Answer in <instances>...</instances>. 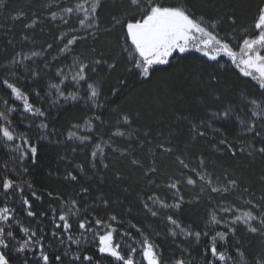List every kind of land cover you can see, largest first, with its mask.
<instances>
[{
    "label": "snow or ice",
    "instance_id": "6c2138e0",
    "mask_svg": "<svg viewBox=\"0 0 264 264\" xmlns=\"http://www.w3.org/2000/svg\"><path fill=\"white\" fill-rule=\"evenodd\" d=\"M53 3L56 10L50 12L48 19L58 21L56 27L62 29L54 37L55 43L47 42L38 50L15 51L10 57L4 49L6 63H0V150L11 162L0 164V264H103L105 260L109 264H164L160 245L150 239L139 221L134 222L130 207L125 209L127 215H101L98 209L107 212L111 206L105 196L86 202L91 191L89 182L98 166L109 168L106 162L109 152L129 157L135 143L143 146L151 141L150 132L142 133L134 126L137 120L131 113L123 112L119 106L112 107L109 100L126 88L128 81L121 79L119 87L107 93L104 90L100 74L115 71L117 61L105 56L102 50L96 56H88L79 52L78 47L98 43L101 34L118 30L122 37L120 54L129 65L127 71L141 82L148 81L157 66L168 65L177 55L195 51L213 62L227 57L243 76L256 82L259 94L245 98L243 112L230 104L210 112L207 105H200L206 112L205 118H183L188 120L189 136L192 141L210 139L214 151L220 155L227 152L233 158L241 155L264 159V0L257 5L250 28L242 32L234 28L224 36L218 31L219 18L197 14L190 0H126L123 13L112 14L110 25L100 15L104 0H53ZM6 7L7 0H0V8ZM25 15L21 10L11 19L20 20ZM229 19L236 24L234 16ZM40 22L39 17H34L24 26L34 29ZM22 39L36 43L28 35ZM8 44L13 41L9 39ZM37 61L42 68L33 67ZM212 103L223 105V96L213 95ZM66 104L82 105L89 115L82 123L72 124L60 140L56 137L61 133L50 127V118L53 107ZM105 113H111L114 121L106 118ZM228 123L240 127L235 140H229L221 127L215 126ZM97 125L109 128L107 139L94 135ZM81 130L88 134H81ZM216 136L220 138L217 140ZM117 138L126 141L127 147L121 149ZM40 141L57 145L71 141L83 149L90 148L86 163L92 175L85 171V163L75 165L74 171L64 177L75 182L74 194L65 197L48 191V210L37 213L32 201L42 202L44 197L26 176L29 165L37 163ZM149 151L153 158L147 167L138 158L131 163L144 171L153 188L166 189L170 199L157 192L146 194L140 202L146 216L163 220L167 235L174 241L182 237L184 241L199 243L207 238L206 264H264V249L248 254L237 240L241 229L264 239V192L257 196L250 187L241 188L238 177L227 172L219 175L210 172L203 156L193 166L186 155L177 154L171 141L158 143ZM158 151L174 156L178 165V172L169 175L162 184L152 179L160 171ZM116 178L123 179L121 175ZM259 182L264 185V176ZM184 188L195 190L208 201L207 219L201 230L183 225L178 218L183 206L193 202L185 200ZM229 196L239 203L227 200ZM22 217L29 218L30 223L25 225ZM37 219L41 223L32 227ZM45 220L52 225L47 232ZM48 236L51 240L45 243ZM90 243L95 244L93 254H87ZM233 243L235 250L230 252ZM176 248L178 255L167 264H191L188 249L180 244Z\"/></svg>",
    "mask_w": 264,
    "mask_h": 264
},
{
    "label": "trees",
    "instance_id": "16d2710c",
    "mask_svg": "<svg viewBox=\"0 0 264 264\" xmlns=\"http://www.w3.org/2000/svg\"><path fill=\"white\" fill-rule=\"evenodd\" d=\"M104 3L105 7L100 15L105 24L110 25L112 14H122V6L126 2L107 0ZM190 3L195 4L197 14L202 13L206 17L219 18L222 29L228 34L234 28L237 32H242L244 28H250L254 24L257 5L260 0H190ZM54 6L53 0H7V7L0 8V63H6L4 49H7L9 57L22 45H28L31 49L32 44L22 39L25 35L36 41L34 45L38 48L40 45L54 40L58 31L48 26V23L51 22L47 17ZM21 10L26 15L20 20L13 21L11 17L17 15ZM233 16L236 20L235 25L229 19ZM34 17H39L42 23L48 19L47 25L39 23L37 29H26L25 22H30V19ZM9 39L13 41L12 45L8 44ZM120 43H122L121 34L118 30H114L110 34H101L98 43L81 44L78 49L88 56H96L101 50L104 51L105 56H112L120 48ZM92 48L97 51L92 52ZM220 61H228L229 64L233 65L227 57L221 58ZM39 66L43 67L42 64ZM33 67L36 66L33 65ZM128 67L126 62L117 61L115 71L103 72L102 74L107 77L104 90L107 93L111 89L119 87L121 79L128 81L127 87L123 88L117 95L110 96L109 100L112 107L119 106L123 112L131 113L133 118L137 120V124L134 126L139 127L142 133L150 132L148 139L151 144L141 146L139 143H135L131 149L132 156L129 157L109 152L106 161L109 168L104 169L102 165L98 166L96 175L89 182L91 191L86 202L89 198L99 195L105 196L111 202V206L107 212L102 208L98 209L101 215H127L125 209L130 207L134 222H141L140 225L144 228L145 224H143L139 201L153 188L149 187V178L144 171L134 166L131 160L138 158L147 167L153 158L149 149L158 143H167L168 141H171V144L177 148L178 153H217L214 151L210 139L191 140L188 133V120L183 118L187 117L189 120L205 118L206 112L200 107L202 104L207 105L209 112L229 104L243 112L241 98L253 96L257 91L255 87L258 85L249 77L243 76L234 66H232V71H219L210 61L202 57L201 53L195 51L183 56H174L168 65L157 66L151 78L145 82H141L137 77L130 75L127 71ZM213 95L223 96L224 104L212 103ZM85 114L86 110L84 109L62 107L52 111L50 127L55 128L64 136L65 131L70 129L73 123L82 121ZM105 116L114 121V116L111 113H105ZM215 126L221 127L223 134L232 140V134L235 132L233 123ZM21 128L23 129V126ZM108 133L109 128L107 126L97 125L94 135L97 138L107 139ZM219 138L216 136L217 140ZM141 139H144L143 135H141ZM116 143L121 149L127 147L126 141L120 138L116 139ZM37 147V163L29 165L26 178L34 183L39 192L47 195L48 191H52L53 193H62L65 197L73 195L76 187L75 182L66 180L64 177L67 172L74 171L75 165L80 163H85V171L88 172L89 176L92 175L86 163V158L91 151L90 148L83 149L72 142L55 145L48 141L38 142ZM72 148H75L76 151L73 152ZM79 153L85 154L79 155ZM186 156L193 155L187 154ZM61 157H65V159H61ZM156 159L160 171L158 175H153L152 179H155L157 183L165 182L169 175L178 172V165L174 163L175 158L166 154L162 155L158 151ZM216 159L218 169L238 177L241 186H258L259 174H264V161L251 164L245 158H233L229 154L216 157ZM6 161H8L7 155L0 150V164ZM117 175H121L123 179H117ZM80 183H84V181H80ZM32 203L37 213L48 210L49 202L47 201H43L41 205L36 202ZM201 208V206L185 207L181 212L183 223L191 225L196 230H201L205 224L202 221ZM23 218L27 219L26 217ZM36 222L41 223L39 219ZM50 225L45 220L43 225L45 230ZM49 238L50 236L46 237L47 242ZM206 246L207 238H202L199 243L190 241L183 244L184 248L192 251L191 264H206L204 256ZM261 249L259 246L254 247L253 244L252 249L245 251L248 254H255ZM234 250L235 244L233 243L229 251L233 252ZM94 251L95 244L90 243L87 246V254H93ZM161 251L163 252V249ZM103 264H109V261L105 260Z\"/></svg>",
    "mask_w": 264,
    "mask_h": 264
},
{
    "label": "rangeland",
    "instance_id": "374dc122",
    "mask_svg": "<svg viewBox=\"0 0 264 264\" xmlns=\"http://www.w3.org/2000/svg\"><path fill=\"white\" fill-rule=\"evenodd\" d=\"M105 1H107V0H104V2ZM111 1H118V2H126V0H111ZM53 10H56L55 9V6H54V8H53ZM52 10V11H53ZM50 15V14H49ZM49 15L47 16V17H49ZM45 21L48 23V19L46 20L45 19ZM46 22H44V23H42V22H40L41 24H45V25H47L46 24ZM51 22V21H50ZM59 22L57 21V22H51V23H48V26L51 28V27H53L52 29H54V30H57L58 31V34L61 32V28H58V27H56V24H58ZM72 23L74 24L75 23V20H73L72 21ZM67 26H64V28H66ZM38 28V26H36L34 29H37ZM218 31H219V33H220V35L221 36H224V35H226L227 33H225V31L222 29V26H221V24H219V26H218ZM233 32V31H232ZM231 32V33H232ZM57 34V35H58ZM228 34H230V33H228ZM26 42V41H25ZM53 43H55V41L53 40L52 41ZM29 43V42H28ZM25 44H27V43H25ZM32 45H31V49L32 48H35V49H39L38 47H36V45H34V43H31ZM81 45V44H80ZM79 45V46H80ZM30 48L28 47V45H22L21 47H19L18 49H17V51H20V50H24L25 52H27L28 50H29ZM55 50H53V52H54ZM78 51L80 52V50L78 49ZM121 49L120 48H118V50H117V52L115 53V54H113L112 56H111V58L112 59H114V60H116V61H124V62H126L123 58H122V56H121ZM201 56L202 57H204L202 54H201ZM204 58H206V57H204ZM207 59V58H206ZM228 59V58H227ZM208 60V59H207ZM229 60V59H228ZM208 61H210V60H208ZM30 63V62H29ZM127 63V62H126ZM210 63H212L213 64V66H215L219 71H232V66H234L235 67V65H231V64H229L228 63V61H219V62H213V61H210ZM39 64H42V63H40V61H37V64H35V66H37V65H39ZM128 65V64H127ZM237 68V67H236ZM238 69V68H237ZM239 70V69H238ZM240 71V70H239ZM103 72H101V79H102V82H103V87H104V84H105V82H106V79H107V77H106V75H103L102 74ZM110 73V72H109ZM241 77V76H240ZM256 88V93L253 95V96H251V97H249V98H247V99H251V98H253L254 96H257L258 94H259V88L258 87H255ZM241 103H242V106H243V108H244V103H245V97H242L241 98ZM66 108V107H68V108H73V109H78V108H80V109H84L85 110V108L81 105V106H76V105H72V104H66V105H61V106H59L58 108H56V107H53L52 108V111L54 112L55 110H58V109H61V108ZM88 115H89V113L86 111V114H85V117L83 118V120H85V119H87V117H88ZM82 120V121H83ZM82 121H78V122H76V123H82ZM73 124H75V123H73ZM232 125V124H231ZM234 129H235V132L232 134V140H235V138L237 137V136H239L240 135V127L237 125V124H234ZM71 127V126H70ZM21 130H23L22 128H21ZM69 130V129H68ZM114 130V129H113ZM58 132V131H57ZM58 133H60V132H58ZM66 133H67V131H65V133H64V136H66ZM81 134H88V133H84L83 132V130H81ZM63 135H60L59 137H56V138H58V139H60V140H63L64 137ZM210 136H211V134H210ZM69 142H71V141H69ZM73 143V142H72ZM74 144V143H73ZM55 145H57V144H55ZM59 145H62V144H59ZM85 153H79V155H84ZM177 154H184V155H187V154H190V155H193V156H189L188 158H189V160L191 161V163H192V165L193 166H196V164L198 163V158H197V160H195V158L196 157H201V156H203L205 159H206V161L208 162V170L210 171V172H215L217 175H219V174H221V173H223V172H227V171H225V170H223V172L221 171V170H219L218 169V166H217V159H216V157H222V156H226L228 153H223V155H220V154H218V153H177ZM173 158H175L174 156H172ZM235 158H238V159H243V158H245L246 159V161L247 162H249V163H251V164H254V163H256V162H263L264 161V159H261L259 156H256V157H252V158H249V157H247V156H241V155H238V156H236ZM195 160V161H194ZM243 161V160H242ZM228 173V172H227ZM261 176H264V174L262 175V173L261 174H259V178L261 177ZM259 178H258V182H259ZM166 182V181H165ZM165 182H163V183H165ZM160 184H162V183H160ZM148 185H149V187H151V188H153L151 185H150V183H148ZM243 187H246L245 185L244 186H241V188H243ZM247 187H249V186H247ZM251 188V190L253 191V192H255L256 194H257V196H259L262 192H264V185H262L260 182H259V184H258V186H253V187H250ZM38 191V193L39 194H41V195H43V197H44V199H43V201H47V202H49L50 203V201H49V198L47 197V195H45L44 193H41V192H39V190H37ZM183 195H184V197H185V200L187 201V200H193V202L192 203H190V204H185L184 206H183V208L181 209V211L177 214L178 215V218H179V220H180V222L183 224V225H185L184 223H183V221H182V219H181V212H182V210L185 208V207H198V206H201L202 208L200 209V212H201V216L203 217V220L202 221H206V219H207V209H208V207H209V205H208V201H207V199L206 198H203V197H201V196H199L198 194H197V192L195 191V190H191V189H189V188H184L183 190ZM151 192H157V194L158 195H160V196H162V197H165V196H167V197H169V199H170V193L166 190V189H155V188H153V190H151V191H149L147 194H149V193H151ZM146 195V194H145ZM145 195L144 196H142L141 198H140V201L139 202H141L142 201V199L145 197ZM195 198V199H194ZM227 200H230V201H234V202H236V203H239L238 201H236V199H235V197H233V196H229V197H227L226 198ZM43 201L42 202H37V201H35V200H33L32 202H36L38 205H41L42 203H43ZM142 219H143V224H145V226H144V230L149 234V236H150V239H154L155 240V242L157 243V244H159L160 245V251H161V249H163V252H162V254H163V261H164V264H167V262L168 261H170L171 259H173L176 255H178V252H177V248H176V245L177 244H180V246L182 247V248H184L183 247V244L184 243H188V242H190V241H184L183 240V238L182 237H180V238H178V239H176L175 241L173 240V238H171V237H169L168 235H167V225L165 224V222L163 221V220H157V219H155V218H151V217H149V216H146L145 215V213L142 211ZM23 222H24V224L25 225H27V224H29L30 223V219L29 218H27V219H25V218H23ZM141 223V222H140ZM40 223H37V222H35L34 224H32V227H37V225H39ZM141 226V225H140ZM51 227H52V225H50L49 226V228H47L45 231L47 232L49 229H51ZM51 240V237L49 238V241ZM237 240H239L240 242H241V244L243 245V249L244 250H247V249H252V245L254 244V247H257V246H259V249H261V248H264V239H262V238H260V237H253V236H251V235H249V234H247L246 232H244L242 229L241 230H238V233H237ZM47 242V240H45V243ZM196 243V242H195ZM163 247V248H162ZM192 252V251H191ZM191 252L190 251H188V253H190V259H192V257H193V255L191 254ZM250 252V251H249ZM192 262V261H191ZM141 264H143V262H141Z\"/></svg>",
    "mask_w": 264,
    "mask_h": 264
}]
</instances>
